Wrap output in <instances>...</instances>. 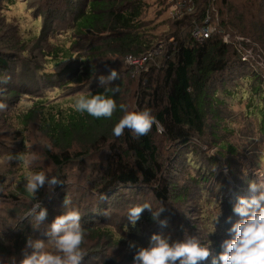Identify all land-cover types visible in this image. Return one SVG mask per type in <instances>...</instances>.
Instances as JSON below:
<instances>
[{"label": "rangeland", "instance_id": "rangeland-1", "mask_svg": "<svg viewBox=\"0 0 264 264\" xmlns=\"http://www.w3.org/2000/svg\"><path fill=\"white\" fill-rule=\"evenodd\" d=\"M142 3L143 14L137 23L140 25L138 31L152 44L147 53L139 56L152 53L144 69L115 54L100 55L94 60L97 65L95 77L98 78L100 71L108 73V77L115 70L118 79H122L121 98L129 111L137 108L136 101L145 78L143 70L148 68L149 72L150 66L159 70L157 63L162 62L174 35L179 33L186 38L189 32L185 25H179L181 22L177 21L181 18H174L170 6L163 0H142ZM0 7V55L12 62L0 77V103L7 106L0 110V175L6 177L0 189V254L16 256L19 260L29 236L47 241L44 233L55 217L64 212L66 195L80 211L83 227L90 224L98 225L104 231L108 229L103 233L86 231L82 245L86 253L83 264H133L137 249L129 248L130 241L138 247H147L153 234L183 240L184 230L209 245L213 254H218L222 241L233 238L234 234H230L229 229L242 219L233 211L238 198L249 196V182L257 180L255 170L264 168V124L259 118L264 113V69H256L254 64L242 60L248 68L241 66V71L227 76L229 95L219 85L217 97L223 102L215 109L216 116L207 112L206 133L202 137L196 136L190 148L173 155L175 147L163 137L162 127L157 128L155 142L158 159L163 163L160 177L174 182L175 198L159 200L154 191L144 185L132 188L122 186L101 193L102 170L112 160L110 148L113 140L85 160L59 169L48 157L47 149L59 150L39 129L36 119L25 121L23 118L34 103H43L45 107L58 103L64 109L73 107L71 95H79L99 84L94 77L66 83L82 67L77 55L87 54L86 44L73 45L76 54L72 59L61 60V56L49 55L53 48L57 50V45L69 47L72 44L68 33H63L67 30L69 8H65L64 0H13V3L4 2ZM42 26L45 33L58 32L57 36L50 37L47 43H38L33 36L39 34ZM230 35L236 39L243 36L250 38L253 45L263 51L262 59L258 58V61H264L263 40L235 30ZM19 39L24 42L16 45ZM95 46L92 45V48ZM68 65L73 71L49 80L44 77ZM59 83L63 86L58 87ZM13 90L21 95L20 100L11 95ZM82 148L76 144L71 151ZM17 155L22 159H8ZM30 171H43L49 176L61 175L66 181L60 190L57 183L51 189L45 185L37 192L36 198L48 211L47 219L39 228H33L29 219L23 218L34 202L24 187V177ZM144 202H149L153 211L164 207L159 220H167L166 227L154 221L152 212L147 209L136 226L131 225L127 218L128 209ZM219 208L221 214L214 221ZM93 215L96 218L90 219L91 224L88 216ZM203 264H211L210 259Z\"/></svg>", "mask_w": 264, "mask_h": 264}, {"label": "trees", "instance_id": "trees-1", "mask_svg": "<svg viewBox=\"0 0 264 264\" xmlns=\"http://www.w3.org/2000/svg\"><path fill=\"white\" fill-rule=\"evenodd\" d=\"M4 2L10 4L13 0H0V4ZM64 2L65 8H69L67 14L69 19L67 30L63 33H68L72 44L69 47L57 45V50L53 48L49 55L61 56V60L72 59L76 54L73 52V45L81 42L82 46L87 45L85 48L87 54L77 55L82 67H79L66 83L73 80L82 82L92 77L99 81L100 76L107 77L108 73L105 71H100L98 78L94 76L97 69L94 60L100 55L115 54L126 60L128 56L139 57L149 51L152 44L138 31L140 25L137 24L143 14L142 0H64ZM211 2L217 10V19L216 14L211 12L212 23L217 25V30L204 42L199 43L191 36V30L194 23H202ZM1 9L2 7L0 11ZM177 22H181L179 25L182 27L185 25L189 28L188 36L183 38L179 33L174 35L166 53L163 54L162 62L157 63L159 70L156 71L153 66H150L149 72H147L148 68L143 70L145 78L142 81V90L136 101L137 108L132 110L151 111L162 127L163 137L175 147L173 155L190 148L196 136H204L207 112L216 116L215 109L223 102L217 97L219 89L223 88L227 95L230 93L225 79L229 74L241 71V66L248 68L233 43L223 41L224 34H232L235 30L264 41V0H220V2L195 0V12L185 15ZM56 34L58 32L45 33L42 26L39 34L33 36V39L38 43L41 41L47 43L50 37H56ZM23 42L24 40L19 39L16 45ZM92 45L96 46L92 48ZM21 50L26 51L25 48ZM11 64L12 62L4 55H0V77L1 73L7 72ZM71 68L68 65L59 72L47 73L44 77L47 80L55 76L60 77L68 71H73ZM247 76L249 75H245ZM112 81L111 86L119 85L120 88L113 97L117 105L121 103L126 105L121 98L122 79L116 76ZM59 84L58 87L63 86L62 83ZM27 91L30 93L29 90ZM102 92L104 88L98 84L82 93L88 95ZM106 94L112 96L111 92ZM11 95L20 100L21 95L16 90H13ZM79 95H71L73 104ZM123 114L117 108L111 119H96L87 113L75 111L74 105L64 109L58 103L47 107L43 103H34L33 107L25 112L23 118L25 121L36 119L39 129L49 138L53 147L59 150L54 152L47 149L48 157L59 169L67 164L85 160L87 156L100 151L102 145L113 140L110 148L112 160L102 170L101 193L114 191L115 188L122 186L132 188L144 185L152 189L159 200L175 198L177 193L174 192L176 190L174 182L160 177L163 163L161 164L158 159V145L155 142L157 127L154 125L147 135L138 139L134 138L127 129L123 136L117 138L112 134V129ZM259 118L264 124V113H261ZM118 143L120 146H117ZM76 144L83 148L80 151H71ZM188 158L192 162V159ZM58 180L61 181L58 186L60 190L65 186L66 181L61 175ZM5 181V175H0V189ZM88 217L89 220L96 218L94 215ZM84 228L95 233L108 232V229L104 231L98 225L87 224Z\"/></svg>", "mask_w": 264, "mask_h": 264}, {"label": "clouds", "instance_id": "clouds-1", "mask_svg": "<svg viewBox=\"0 0 264 264\" xmlns=\"http://www.w3.org/2000/svg\"><path fill=\"white\" fill-rule=\"evenodd\" d=\"M116 76L115 70L107 78L100 76L99 84L104 88V92L80 94L74 102V110L87 113L96 119H111L119 108L124 114L112 129V134L117 138L123 136L126 129L136 139L147 135L154 125L160 129L159 121L150 110L129 111L127 105H117L113 97L120 88L119 85L111 86V81ZM108 92H111L112 96L107 95ZM6 107L0 103V110ZM8 159L21 160L22 156H9ZM255 175L257 180L249 182V196L239 197L233 208L234 213L242 219L229 229V233L234 234L233 238L222 241L218 254H213L209 245L203 244L196 236L184 230L183 240H173L170 235L153 234L147 247H138L135 242L130 241L129 248L137 249L133 264H203L209 259L211 264H264V168L256 169ZM24 178L25 190L34 202L23 218H28L33 228H39L47 219L48 211L36 198V194L45 185L51 189L61 181L57 176H49L43 171H30ZM63 208L64 212L55 217L44 233L47 241L29 236L21 250L22 258L18 260L16 256L6 257L0 254V264H83L86 253L82 245L87 233L81 224L82 215L67 195L63 200ZM146 209L152 212L154 221L162 227L167 226V220H159L164 207L153 211L152 205L144 202L131 206L127 211V218L133 227ZM220 214L219 208L214 221L218 220Z\"/></svg>", "mask_w": 264, "mask_h": 264}, {"label": "built area", "instance_id": "built-area-1", "mask_svg": "<svg viewBox=\"0 0 264 264\" xmlns=\"http://www.w3.org/2000/svg\"><path fill=\"white\" fill-rule=\"evenodd\" d=\"M168 6L171 8V13L174 18H183L185 15L194 13L195 10V0H163ZM216 14L217 10L214 4L211 2L209 4V8L206 11V16L203 19L202 23H194L193 28L191 30V36L193 39L199 43L204 42L208 39L215 31L217 30V25L212 23V13ZM229 38V40H228ZM223 41L228 43L232 42L237 52L239 53L241 59L243 61L250 62L254 64V67L264 69V61L261 63L258 61L262 59L263 51L256 46L253 45L251 39L248 37H234L230 35V33H225L223 36ZM152 57V53L149 56L142 57H132L128 56L126 58L127 62L130 64H135L136 67H141L144 69V64H146Z\"/></svg>", "mask_w": 264, "mask_h": 264}]
</instances>
